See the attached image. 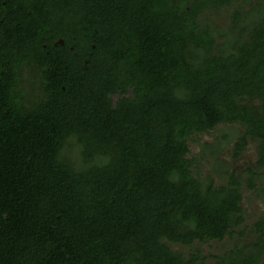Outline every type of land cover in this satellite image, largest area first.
<instances>
[{
	"label": "trees",
	"instance_id": "16d2710c",
	"mask_svg": "<svg viewBox=\"0 0 264 264\" xmlns=\"http://www.w3.org/2000/svg\"><path fill=\"white\" fill-rule=\"evenodd\" d=\"M221 125L236 159L258 144L249 179L189 157ZM245 188L264 201V0H0V264H264L263 218L202 251L246 237Z\"/></svg>",
	"mask_w": 264,
	"mask_h": 264
},
{
	"label": "rangeland",
	"instance_id": "374dc122",
	"mask_svg": "<svg viewBox=\"0 0 264 264\" xmlns=\"http://www.w3.org/2000/svg\"><path fill=\"white\" fill-rule=\"evenodd\" d=\"M252 3H257L258 0H250ZM217 18V17H216ZM221 23L222 29L227 27L224 23L228 21V16L223 15L216 19ZM245 133V128L241 125H221L215 131L210 134H203L199 137H195L190 141V158H200L201 164L198 167V171L203 177L211 175L217 185H222L227 182L228 176L237 172L239 175H243V178L249 179V175L246 171L249 168H256V164L259 160L258 156V144L250 140V143L246 151L238 159L234 157V148L239 138ZM213 152V155L206 157L205 150ZM68 154L71 152L68 151ZM243 206L246 211V218L243 230H247L245 238H227L223 242H213L209 245L203 246L202 251L205 255H222L230 251L238 243L248 244L251 242L255 235L251 232L253 226L261 218L264 219V201L256 197L254 191L245 188ZM199 247V245H197ZM175 251L189 254L190 249L182 248L181 246H173ZM213 262V261H211Z\"/></svg>",
	"mask_w": 264,
	"mask_h": 264
}]
</instances>
